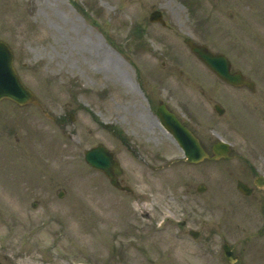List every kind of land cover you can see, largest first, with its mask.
<instances>
[{
	"label": "rangeland",
	"instance_id": "rangeland-1",
	"mask_svg": "<svg viewBox=\"0 0 264 264\" xmlns=\"http://www.w3.org/2000/svg\"><path fill=\"white\" fill-rule=\"evenodd\" d=\"M251 3L0 0V39L12 47L19 74L40 100V107L0 102L2 264H230L221 248L225 240L244 264H264V190L244 196L236 188L237 179L252 183L256 174H264V0L257 10ZM155 8L163 11L170 28L149 21ZM256 11V91L226 89L213 77L207 79V127L193 122L201 134H209L205 143L210 147L219 138L229 141L233 157L190 165L174 141H129L159 165L152 170L119 141H104L118 150L135 191L125 197L109 187L104 175L98 176L84 159L85 149L96 144L97 137H109L94 116L110 120L124 98L146 104L139 84L168 74L178 90L189 94L180 70L186 71V66L208 73L180 37L207 43L200 35L205 33L223 43L216 32L236 31V21ZM248 53L242 47L245 70L251 72ZM163 85L157 81L160 89ZM186 96L197 107L203 102L195 92ZM215 102L226 107L223 115L214 110ZM69 112L75 114L74 122ZM65 116L64 122L59 120ZM134 122L128 131L151 134ZM20 148L28 155L19 153L24 151ZM201 182L209 185L204 194L196 191ZM60 189L66 192L63 197ZM34 201L39 203L36 207ZM133 207L150 211L152 221L134 214ZM159 209L175 210L176 219H186V228H181L201 229V236L196 240L187 230L176 233L179 228L173 223L157 231Z\"/></svg>",
	"mask_w": 264,
	"mask_h": 264
},
{
	"label": "flooded vegetation",
	"instance_id": "flooded-vegetation-1",
	"mask_svg": "<svg viewBox=\"0 0 264 264\" xmlns=\"http://www.w3.org/2000/svg\"><path fill=\"white\" fill-rule=\"evenodd\" d=\"M251 1V4L253 5L254 9L257 10L259 8L258 3L260 2V0ZM259 20L260 19H258L256 11L250 18L244 17L243 19H239L238 21H236V23H239L236 25V31H232L230 30V28H223V34L222 30L219 34L216 32V37L222 39L223 43H216L215 40L208 38L205 33H201L200 35H203L207 43L203 42L201 40L202 38L195 39L191 36H182L180 40L183 44L188 46V44L186 43V38L190 37L191 40L203 46H206L210 51L216 54L226 55L231 62V72L242 71L246 79H250L254 82V43L256 42L254 40V33H257L255 30V24H257ZM244 25H246L247 28L244 27L243 29ZM256 37H258V34H256ZM247 39H249V41ZM213 44L220 45V48L218 47L214 49L212 47ZM242 47L245 48L247 52L248 50H250V53H248V55L250 57V62L252 65L250 69L252 73L245 70V63H243L244 60L242 57ZM197 61L199 62L200 67H202L203 70L206 71L208 74H204L203 72L195 73L190 68L185 67L186 71L180 70V77L181 81L183 82V87L191 89V91H189L190 95L192 92H195L200 98H202L203 102H199V108L195 106V102L190 97L186 96L189 95L188 92L184 91L183 89L178 90L177 86L170 82V77H172V74H168L162 79H154V81L151 82L148 81L147 83L145 81H142L140 85V91L144 94L147 103L144 104L143 102H140L134 97H132V100L124 98V102H121L120 104L117 103L110 120L103 121L105 122L103 128L105 129L107 134H109V137H97L95 139V141H97V145L103 143V141H114L115 143L116 141H119V146L125 148V150H127V152L131 154L134 159L139 160L142 166L150 168L152 170L156 168L159 169L155 161H149L145 152H138V149L135 146L132 147L129 141H176L175 138L164 126L161 118V113H165V115H176V117H178L184 125H186L190 130H192L201 141H210L209 134H201L198 129H195L193 123L194 121H197L202 127H207L205 125L207 111L204 102L210 104L211 94L210 89L208 87V81L206 80V76L210 75L215 80L219 81L226 89H242L247 87L242 86L240 88H237L230 85L228 82L219 78L200 59L197 58ZM174 66L177 68L176 65ZM157 81L158 83L163 82V88L160 89L157 86ZM65 120L66 116L61 117L62 122H64ZM132 120H135L134 124L141 125L143 129L145 128V130L151 132V134L140 135L141 133L139 131H128V129L132 128ZM123 123H127L128 127L124 128ZM97 124L101 126L102 121L97 120ZM159 131L163 132L166 136L161 134L159 137H157L155 133ZM109 148L112 150V152H114L113 154L115 158H120L118 150H115L112 147ZM205 160L209 162L208 159ZM96 171L100 174V171ZM102 174L106 176L104 173ZM112 174L122 187H119L117 189L123 191V193L128 194H131L134 191L130 187V180L128 178L129 174L125 166L122 167L120 173L114 170ZM257 175H255V177ZM48 182L49 181L47 180L46 183ZM48 186H50V183L48 184ZM125 187H128V189ZM124 188L126 190H123ZM194 190L195 188H193L192 192ZM30 192H32V190ZM143 215L146 218H151V214L148 211H143ZM186 230L189 235H195L196 240H198V238L201 236V229L195 228V230L192 231L190 228H187L185 229V232Z\"/></svg>",
	"mask_w": 264,
	"mask_h": 264
},
{
	"label": "water",
	"instance_id": "water-1",
	"mask_svg": "<svg viewBox=\"0 0 264 264\" xmlns=\"http://www.w3.org/2000/svg\"><path fill=\"white\" fill-rule=\"evenodd\" d=\"M161 17L160 12H154L151 15L153 20H157ZM189 44L192 50L211 68L217 72L222 78L233 84H242L246 81L239 76H235L229 71V64L224 57L215 56L211 54L206 48L199 46L191 41ZM4 97L11 98L20 104L37 103V99L34 94L22 83L13 65V54L11 49L3 41H0V100ZM219 110V109H218ZM220 111V110H219ZM221 112V111H220ZM169 128L175 134L179 140V144L184 149L185 154L190 162H198L207 156L203 150L199 140L185 127L176 126V124L167 123ZM176 126V127H175ZM232 149L229 144L220 141L213 146V156L211 159L230 158ZM86 160L92 166L105 171L110 175L113 168H117V162H115L111 153L106 152L103 148L95 150H89L86 152ZM259 182H264L262 178ZM238 187L246 192L250 193V189L241 181L238 182ZM224 252L226 257L231 262H236L238 256L234 255L229 244L224 245Z\"/></svg>",
	"mask_w": 264,
	"mask_h": 264
}]
</instances>
